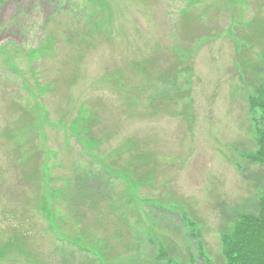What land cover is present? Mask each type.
<instances>
[{"label": "rangeland", "instance_id": "1", "mask_svg": "<svg viewBox=\"0 0 264 264\" xmlns=\"http://www.w3.org/2000/svg\"><path fill=\"white\" fill-rule=\"evenodd\" d=\"M263 74L264 0H5L0 264H225Z\"/></svg>", "mask_w": 264, "mask_h": 264}, {"label": "trees", "instance_id": "2", "mask_svg": "<svg viewBox=\"0 0 264 264\" xmlns=\"http://www.w3.org/2000/svg\"><path fill=\"white\" fill-rule=\"evenodd\" d=\"M4 1L0 0V6ZM249 106L258 109L259 119L257 118V147L248 158L251 162L264 165V74L256 95L249 99ZM30 154L28 152L25 156ZM35 159L38 162H33L36 163L34 168H40L39 156L36 155ZM28 213L29 208L25 210L21 220L26 222ZM17 230L22 234L28 232L26 224L19 220ZM222 246L225 264H264V189L258 197L257 212L237 216L232 227L223 234Z\"/></svg>", "mask_w": 264, "mask_h": 264}]
</instances>
